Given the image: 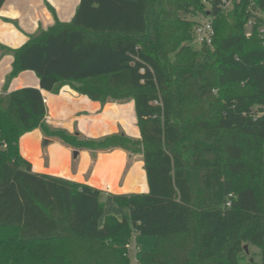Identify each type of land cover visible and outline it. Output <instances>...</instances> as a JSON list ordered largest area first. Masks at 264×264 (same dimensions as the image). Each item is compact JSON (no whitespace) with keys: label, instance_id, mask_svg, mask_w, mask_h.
Listing matches in <instances>:
<instances>
[{"label":"trees","instance_id":"trees-1","mask_svg":"<svg viewBox=\"0 0 264 264\" xmlns=\"http://www.w3.org/2000/svg\"><path fill=\"white\" fill-rule=\"evenodd\" d=\"M6 0H0V7ZM228 3L231 9H227ZM29 36L0 93V264H264V0H81L69 22ZM211 45H193L200 17ZM252 21L248 27V21ZM249 29V30H248ZM40 88L7 92L21 71ZM69 84L92 100L133 98L141 139H90L45 122L43 92ZM40 128L79 149L143 153L149 190L113 194L36 172L20 137Z\"/></svg>","mask_w":264,"mask_h":264},{"label":"crops","instance_id":"crops-1","mask_svg":"<svg viewBox=\"0 0 264 264\" xmlns=\"http://www.w3.org/2000/svg\"><path fill=\"white\" fill-rule=\"evenodd\" d=\"M81 0H6L0 7V43L10 49L23 46L31 34L47 29L55 22L51 9L59 20L69 22ZM13 55L0 47V93L13 68ZM40 88V79L33 70L15 75L7 92L21 87ZM46 106L45 122L56 129H66L83 137L102 138L111 133H122L141 139L136 103L133 98L92 100L88 95L63 85L59 92L41 90ZM20 152L31 163L34 171L86 183L99 188L104 215L130 218L129 209L119 206L113 194L143 193L149 182L143 153L122 148L108 150L76 149L61 139L46 136L40 128L20 137ZM121 214V216H119ZM123 215V216H122ZM137 249L140 243L155 246L156 238L134 235ZM140 254L137 256V260ZM252 262V261H251Z\"/></svg>","mask_w":264,"mask_h":264},{"label":"rangeland","instance_id":"rangeland-1","mask_svg":"<svg viewBox=\"0 0 264 264\" xmlns=\"http://www.w3.org/2000/svg\"><path fill=\"white\" fill-rule=\"evenodd\" d=\"M227 7H228L227 8L228 10L231 9V5L230 4ZM203 18L204 17H202V16L200 17V19H203ZM263 27H264V25H263ZM193 45L195 47H198V45H196L195 43H193ZM119 216H121V214ZM128 218H129V216H128ZM139 237H141V238L153 237L154 238V236H145L144 237V236H140V235H139ZM137 241L138 240H136V238H134V236H133V238L131 239V241L129 243L130 244L129 245V256L132 259V262H133L132 264H136V262L138 261L137 260V256L142 251H145L146 249L152 248V247L146 245L147 243H145V244L144 243H140L139 244L140 249L138 250L137 249ZM261 260H262V256L260 255V249H259V247L256 246V245H248V251L246 252V256H244V257L241 258V264H254L251 261L261 262Z\"/></svg>","mask_w":264,"mask_h":264},{"label":"built area","instance_id":"built-area-1","mask_svg":"<svg viewBox=\"0 0 264 264\" xmlns=\"http://www.w3.org/2000/svg\"><path fill=\"white\" fill-rule=\"evenodd\" d=\"M260 15L261 17H264V13ZM252 23L253 22L249 20L248 27H251ZM261 31L264 32V27L261 29ZM214 33L215 30H214V24L212 23V19L204 17L203 19H200V23H198L194 29L193 43H195L198 46H201V44L211 45L213 43Z\"/></svg>","mask_w":264,"mask_h":264},{"label":"water","instance_id":"water-1","mask_svg":"<svg viewBox=\"0 0 264 264\" xmlns=\"http://www.w3.org/2000/svg\"><path fill=\"white\" fill-rule=\"evenodd\" d=\"M245 249H246V251H248V245L247 244L245 245Z\"/></svg>","mask_w":264,"mask_h":264}]
</instances>
